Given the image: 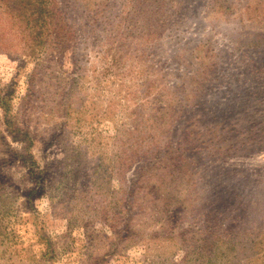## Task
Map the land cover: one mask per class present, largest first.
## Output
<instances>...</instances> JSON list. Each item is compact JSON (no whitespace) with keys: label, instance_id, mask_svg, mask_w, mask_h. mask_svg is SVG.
Instances as JSON below:
<instances>
[{"label":"rangeland","instance_id":"1","mask_svg":"<svg viewBox=\"0 0 264 264\" xmlns=\"http://www.w3.org/2000/svg\"><path fill=\"white\" fill-rule=\"evenodd\" d=\"M0 264H264V0H0Z\"/></svg>","mask_w":264,"mask_h":264},{"label":"trees","instance_id":"2","mask_svg":"<svg viewBox=\"0 0 264 264\" xmlns=\"http://www.w3.org/2000/svg\"><path fill=\"white\" fill-rule=\"evenodd\" d=\"M40 5L38 7H35L34 9H32L33 11L31 13L29 12V15L27 18H24L25 17L24 11H28V8L23 9L22 5L18 4V7L12 8V10H13V12L17 13L21 18L25 19L27 25L29 23H31L33 20H34V24H36V23L43 24V23H45V21H44L45 18L43 17V12H45V11H44V9H42L40 7ZM6 7L10 8V6L8 4H6ZM33 13L35 14V17L32 15ZM1 104L3 107V105H6L7 103L1 101Z\"/></svg>","mask_w":264,"mask_h":264}]
</instances>
